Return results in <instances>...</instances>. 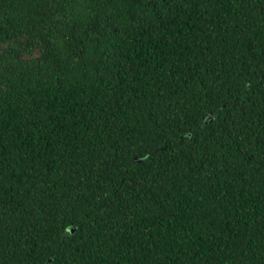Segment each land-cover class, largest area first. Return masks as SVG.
Returning <instances> with one entry per match:
<instances>
[{
    "label": "trees",
    "instance_id": "16d2710c",
    "mask_svg": "<svg viewBox=\"0 0 264 264\" xmlns=\"http://www.w3.org/2000/svg\"><path fill=\"white\" fill-rule=\"evenodd\" d=\"M0 264H264V0H0Z\"/></svg>",
    "mask_w": 264,
    "mask_h": 264
}]
</instances>
